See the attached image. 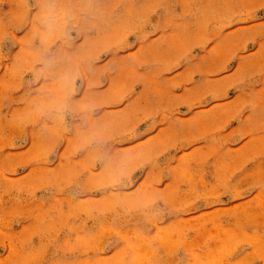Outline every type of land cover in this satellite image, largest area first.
Wrapping results in <instances>:
<instances>
[{"label":"rangeland","instance_id":"374dc122","mask_svg":"<svg viewBox=\"0 0 264 264\" xmlns=\"http://www.w3.org/2000/svg\"><path fill=\"white\" fill-rule=\"evenodd\" d=\"M0 264H264V0H0Z\"/></svg>","mask_w":264,"mask_h":264}]
</instances>
